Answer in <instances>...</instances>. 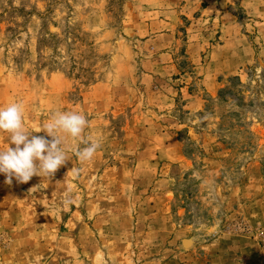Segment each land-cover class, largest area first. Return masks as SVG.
Here are the masks:
<instances>
[{"label":"rangeland","instance_id":"374dc122","mask_svg":"<svg viewBox=\"0 0 264 264\" xmlns=\"http://www.w3.org/2000/svg\"><path fill=\"white\" fill-rule=\"evenodd\" d=\"M12 102L102 147L0 174V264H264V0H0Z\"/></svg>","mask_w":264,"mask_h":264},{"label":"clouds","instance_id":"9594fccd","mask_svg":"<svg viewBox=\"0 0 264 264\" xmlns=\"http://www.w3.org/2000/svg\"><path fill=\"white\" fill-rule=\"evenodd\" d=\"M88 125L89 121L82 113L54 111L49 121L35 131L46 135H33V131L25 127L21 102L0 107V133H7L9 140L7 149L0 150V174L6 177L5 183L10 185L13 179L27 183L33 176L51 178L71 159L66 147L69 138L83 145L77 146L75 157L82 163L93 160L102 144L99 140L90 141L84 137ZM76 171L78 173L79 170ZM63 202L71 204L72 198L67 197Z\"/></svg>","mask_w":264,"mask_h":264}]
</instances>
